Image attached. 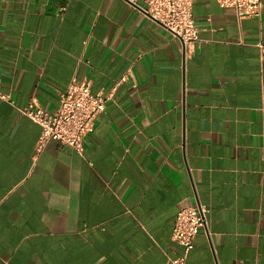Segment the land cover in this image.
Here are the masks:
<instances>
[{
    "label": "crops",
    "instance_id": "1",
    "mask_svg": "<svg viewBox=\"0 0 264 264\" xmlns=\"http://www.w3.org/2000/svg\"><path fill=\"white\" fill-rule=\"evenodd\" d=\"M191 56L129 0H0V264H264V7L195 0ZM132 72V76L121 78ZM88 76L110 96L78 152L21 112Z\"/></svg>",
    "mask_w": 264,
    "mask_h": 264
},
{
    "label": "built area",
    "instance_id": "2",
    "mask_svg": "<svg viewBox=\"0 0 264 264\" xmlns=\"http://www.w3.org/2000/svg\"><path fill=\"white\" fill-rule=\"evenodd\" d=\"M150 20L156 22L183 44L186 56H191L200 41L199 29L193 16L195 0H129ZM224 8L235 10L239 18L257 17L263 13L264 0H219ZM264 53V46L261 45ZM132 76L129 70L121 81ZM0 98L10 102L8 95L1 90ZM110 96L96 94L91 89L88 76L73 80L59 92V104L53 112L44 110L36 100H32L21 112L30 117L41 128L38 151L46 147L48 141H58L80 152L85 137L94 131L97 117L106 109ZM207 228V220L202 209L196 205L181 207L173 228L172 237L180 244L185 254L169 259L171 264H185L187 252L193 247L197 234Z\"/></svg>",
    "mask_w": 264,
    "mask_h": 264
}]
</instances>
